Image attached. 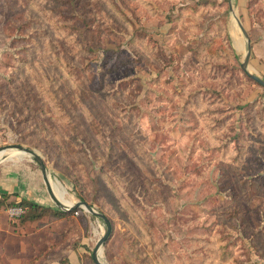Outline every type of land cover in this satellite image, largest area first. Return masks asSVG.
<instances>
[{
  "label": "rangeland",
  "instance_id": "374dc122",
  "mask_svg": "<svg viewBox=\"0 0 264 264\" xmlns=\"http://www.w3.org/2000/svg\"><path fill=\"white\" fill-rule=\"evenodd\" d=\"M253 1L0 0V148L108 218L105 264H264V88L233 26L261 76ZM17 152L0 171L41 174ZM79 209L19 231L2 208L0 264H93L107 226Z\"/></svg>",
  "mask_w": 264,
  "mask_h": 264
},
{
  "label": "crops",
  "instance_id": "0c3cea01",
  "mask_svg": "<svg viewBox=\"0 0 264 264\" xmlns=\"http://www.w3.org/2000/svg\"><path fill=\"white\" fill-rule=\"evenodd\" d=\"M260 48H261V51H260L259 63H258L260 67L255 66V68L259 70V73L261 74V76L260 75L259 76L262 79H264V68L262 66L264 65V37L262 40V46H260ZM2 194L9 195L8 199L6 200L7 202L18 204L21 201H28V202L39 204L44 207H50V208L52 207V204H51L52 201L47 192L42 175L36 174L35 172H28V171L20 172L18 170H15L14 172H11V171L8 172L4 170L0 171V198ZM8 207L9 206H2L0 208V218L1 219L4 216V215L1 216L2 208H5V213H6L5 215L7 216V218L9 220L12 219L7 212ZM64 219L65 218L58 219L57 221H53L48 225L53 226L58 222L64 221ZM33 224H36V223L27 222L22 225V228L19 231H22L25 228L27 229L31 227V225ZM2 230L3 229L0 228V231ZM19 231L16 232L14 229L12 231V234L18 236Z\"/></svg>",
  "mask_w": 264,
  "mask_h": 264
},
{
  "label": "trees",
  "instance_id": "16d2710c",
  "mask_svg": "<svg viewBox=\"0 0 264 264\" xmlns=\"http://www.w3.org/2000/svg\"><path fill=\"white\" fill-rule=\"evenodd\" d=\"M215 4H216L215 2H211V1L197 2L195 7L188 8L189 11L191 10L189 12V14L192 15L194 12L197 11L196 8H199L200 6L208 5V6L212 7ZM252 4H253L254 11L260 12V16H261L263 14V13H261V11H262V9H264L263 8L264 7V0H254L252 2ZM185 10H187V9H185ZM212 36L213 35H209L208 37H205V35H203V36H195V40L198 42L199 45L201 44L209 52L212 49V44L214 43L213 40L215 39V37H212ZM216 36H218V35H216ZM216 40L217 39H215V41ZM231 51H232V53H234L233 50H231ZM209 54H211V52H209ZM240 67H241V64H240ZM240 71L244 74L245 77L249 78L250 82H252V83H254L256 85H259L255 80H253L252 78H250L248 76V74L242 69V67H241ZM259 86H261V85H259ZM258 107L259 106H257V108ZM263 107H264V105H263ZM242 109L243 110L248 109V105L243 106ZM257 144H258V148L256 147L257 151H255L254 153L256 155L260 156V155H262L264 146H262L263 145L262 143H257ZM263 169H264V166L260 167L259 171H257L259 175H264V173H262V171H264ZM8 197H9L8 194H2L1 195L0 208L2 206H9V207L10 206H20V207H22L23 210H24V213L19 218L20 226L25 224V223H27V222H35V223L40 225L41 223H44L47 219L58 220V219H62V218H67V217H70L71 215L79 214V212L81 211L80 209H77L75 211H70V212L59 211V210H54V209H52L50 207H44V206H41L39 204L28 202V201H21L20 203L16 204V203H12V202H7L6 200L8 199ZM111 233H112V231H111ZM110 236H111V234H110ZM110 236H109V238H110ZM109 238H108V240H109ZM138 242H140V240H138ZM210 242H212V240H210ZM220 245H222V244H220ZM220 245H219V248H220L219 250H222L224 246L222 247ZM235 252L236 253H240V249H238V250L236 249ZM90 258H91V261L93 262V264H95V262L93 261L92 256H90ZM226 259H227V254H225V257L222 258L221 260H226ZM1 262H2V251H1V247H0V263ZM174 263H175V261H174Z\"/></svg>",
  "mask_w": 264,
  "mask_h": 264
},
{
  "label": "water",
  "instance_id": "95a60500",
  "mask_svg": "<svg viewBox=\"0 0 264 264\" xmlns=\"http://www.w3.org/2000/svg\"><path fill=\"white\" fill-rule=\"evenodd\" d=\"M231 10H232V7H231ZM238 25L240 27L242 34L244 35V37L246 38V41H247V51H246V54L244 56V60L241 63V67L248 74V76L250 78L255 80L259 85H261L264 88V79H262L258 75L253 74L249 71L250 59H251V55H252V44H251L250 36H249L247 30L245 29V27L243 26V24L241 23V21L239 19H238ZM14 149L21 150L24 154L32 156L38 162V164L40 166V170H41V175H42L44 184L46 186L47 192L51 198V201L55 204L57 209L62 210V211H66V212H70V211H75L79 208H82L85 211L89 212L90 214L96 215L101 220H103V222L107 226L106 233L104 234V236H102L98 240V242L95 246V249L92 253V258H93V261L95 262V264H105L101 260L100 254L102 251V247L107 242V240L111 234V231H112V226H111L109 220L107 219V217L104 214L96 211V209L93 206L89 205L85 201L76 202L75 204H73L71 206L63 204L54 194L50 179L48 177V170H47L42 158L34 150H32L30 148H26L22 145L4 146V147L0 148V151H9V150L11 151Z\"/></svg>",
  "mask_w": 264,
  "mask_h": 264
},
{
  "label": "bare ground",
  "instance_id": "6f19581e",
  "mask_svg": "<svg viewBox=\"0 0 264 264\" xmlns=\"http://www.w3.org/2000/svg\"><path fill=\"white\" fill-rule=\"evenodd\" d=\"M235 19H236V25H235ZM240 19V18H239ZM233 26H234V29L236 30L237 33H240V27L238 25V13L236 11V9L234 10V13H233ZM252 72V71H251ZM14 150H18V149H14ZM13 151V150H11ZM19 152H17L18 154H21V155H25L21 150H18ZM3 152L5 151H0V157L2 158L3 156ZM21 152V153H20ZM2 160V159H1ZM0 160V161H1ZM51 185H52V189L54 191V194L55 196L65 205H68V206H71L74 204V201L70 200V199H66L65 198V194H66V191L65 190H62L61 188L57 187V185L53 182H51Z\"/></svg>",
  "mask_w": 264,
  "mask_h": 264
},
{
  "label": "built area",
  "instance_id": "2783aa9c",
  "mask_svg": "<svg viewBox=\"0 0 264 264\" xmlns=\"http://www.w3.org/2000/svg\"><path fill=\"white\" fill-rule=\"evenodd\" d=\"M7 212L12 219H18L24 213V210L20 206H12L7 208Z\"/></svg>",
  "mask_w": 264,
  "mask_h": 264
}]
</instances>
